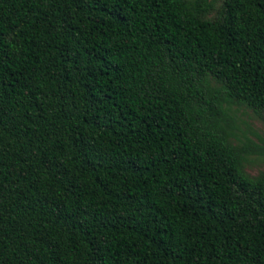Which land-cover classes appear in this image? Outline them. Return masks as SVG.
<instances>
[{"label":"trees","instance_id":"16d2710c","mask_svg":"<svg viewBox=\"0 0 264 264\" xmlns=\"http://www.w3.org/2000/svg\"><path fill=\"white\" fill-rule=\"evenodd\" d=\"M218 1L0 0V264H264V0Z\"/></svg>","mask_w":264,"mask_h":264},{"label":"rangeland","instance_id":"374dc122","mask_svg":"<svg viewBox=\"0 0 264 264\" xmlns=\"http://www.w3.org/2000/svg\"><path fill=\"white\" fill-rule=\"evenodd\" d=\"M222 4L223 0H219L217 7L220 8ZM230 114L235 123L234 132L238 136L236 140L233 139L234 143L238 145L251 141L264 148V118L246 106H233ZM244 169L252 178L259 176L264 171V153L250 156Z\"/></svg>","mask_w":264,"mask_h":264}]
</instances>
